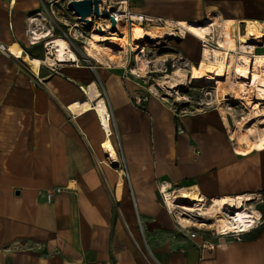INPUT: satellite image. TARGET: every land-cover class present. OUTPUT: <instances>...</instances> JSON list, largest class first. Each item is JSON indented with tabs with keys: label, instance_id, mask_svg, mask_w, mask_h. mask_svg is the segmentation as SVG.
Returning a JSON list of instances; mask_svg holds the SVG:
<instances>
[{
	"label": "crops",
	"instance_id": "0c3cea01",
	"mask_svg": "<svg viewBox=\"0 0 264 264\" xmlns=\"http://www.w3.org/2000/svg\"><path fill=\"white\" fill-rule=\"evenodd\" d=\"M55 3L0 0V264H264V222L240 239L191 237L162 190L197 189L206 201L263 196L264 148L240 152L217 108L178 111L138 89L129 49L107 64L89 56L93 66L48 62L55 26L46 16L56 24ZM128 3L190 53L197 44L200 52V37L179 22L233 19L244 33L246 20L264 24V0ZM212 30L216 38L217 24ZM14 43L40 66L12 52ZM136 94L148 98L138 104ZM100 98L111 112L109 135L95 110L71 108ZM108 136L117 163L103 150ZM56 187L63 190L49 201Z\"/></svg>",
	"mask_w": 264,
	"mask_h": 264
},
{
	"label": "bare ground",
	"instance_id": "6f19581e",
	"mask_svg": "<svg viewBox=\"0 0 264 264\" xmlns=\"http://www.w3.org/2000/svg\"><path fill=\"white\" fill-rule=\"evenodd\" d=\"M133 18L140 19L138 14H133ZM245 22L246 33L239 34L234 33L236 21L233 19H224L215 23H211L209 20L204 23L179 22L183 33L189 32L200 38H207L208 34L213 32V26L217 24L219 46L205 45L204 49L201 46L197 64H191L188 72L176 68L169 76L172 80L171 88L182 86L185 82L196 85L208 84L214 87V101L218 104L217 109L230 128L240 152L264 148V106L262 107L264 104V52L254 51L257 46L252 43L264 41V24L255 20H246ZM143 24L141 22L130 24L119 20L117 31L109 32V27L102 19L98 25L102 31L93 30L91 35L87 36L84 53L98 63L107 64L115 58H119V61L123 60L122 56L117 57L114 53L115 48H118L120 52L129 49L134 52L137 60V66L132 71L135 73H138L139 70L146 71L150 67L151 61L144 54L142 47L146 41L145 35L150 34L153 39L160 40L166 35L174 33L159 27L147 29ZM50 34L49 31L44 34L40 33V35L36 33V38ZM48 44L51 47V53L46 60L50 63L59 60L77 61L80 59L70 47L69 41L62 36H52ZM11 50L16 55H25L35 67L40 66L43 62L41 58L25 53L17 43L11 45ZM234 50H239V53L235 54ZM254 54L255 56L252 57L251 55ZM232 84H234V88L229 87ZM229 89L233 90L232 94L229 93ZM96 94H99L97 87L94 91L89 92L91 98H95ZM227 101H239L245 107L247 114L238 118L229 110L231 107L227 105ZM71 108L75 111L83 110V112L90 109L95 110L99 114L105 130L110 134V120L107 116L109 110L103 98L98 99L95 105H92L90 100H85L73 103ZM250 124L252 126H249ZM102 146L111 161L117 163L119 157L109 136ZM168 186L169 184L162 186L167 205L170 208L181 209L177 210L176 217L184 228L195 224L207 226L208 222H211L208 226H212L221 234L230 229L246 228L249 221L251 224L262 213L254 205L248 206L249 204L245 203V200H252L253 197L250 196L215 198L208 204L197 189L181 188L180 193H174L168 189ZM192 211L198 212V218L193 217Z\"/></svg>",
	"mask_w": 264,
	"mask_h": 264
},
{
	"label": "rangeland",
	"instance_id": "374dc122",
	"mask_svg": "<svg viewBox=\"0 0 264 264\" xmlns=\"http://www.w3.org/2000/svg\"><path fill=\"white\" fill-rule=\"evenodd\" d=\"M54 11L49 9L51 15L56 20L54 24L50 16H46V21L52 23L55 26V31L52 33L53 36H62L69 41L70 46L74 47L77 51V54L80 58L84 55V48L86 44L87 36L91 35L93 30L100 31L96 26L97 22L99 23L102 19H94L93 24H88L86 21H80L77 16L73 14V11L68 9L69 0H55ZM51 2L48 3V7L51 5ZM117 6V4H114ZM51 8V7H49ZM47 11V10H46ZM77 24V25H76ZM76 25V26H74ZM145 28H152L154 24L144 23ZM161 25V24H157ZM75 29L72 30V28ZM66 34H65V32ZM116 32V31H115ZM235 34L244 33L240 29L234 30ZM215 34V33H214ZM175 36V37H174ZM216 38H219L217 33ZM176 34L171 37L167 35L160 40L153 39L152 42L145 41L142 44L145 54L149 59H152L150 67L146 71H138V73H133L135 78L139 81L138 89L140 90H149L158 96H161L169 104H172L178 111H197L206 108H217L218 104L214 101L215 98V89L212 85H196L185 82L184 85L171 88V78L169 77L176 68H180L184 72H188L191 64H197L200 58L199 45L193 48V52L190 53L188 49L186 50L181 47L180 42L177 40ZM255 46L254 51L262 52V47L264 43L252 42ZM259 45V46H258ZM118 48H115L113 51L116 53ZM86 55V54H85ZM85 63V62H84ZM134 67L137 66V62L134 63ZM234 88V84L231 86ZM229 93L232 94L233 90L229 89ZM227 105L231 108L229 109L233 112L238 118H242L247 114L245 107L239 101H227ZM264 104L262 105V107ZM249 126H252L250 124ZM180 193V191L178 192ZM207 201L206 203H210ZM181 204L183 202H176ZM249 205L252 204L258 208L264 218V195L255 196L252 200L247 202ZM167 204V203H166ZM177 210L180 208H171L173 215L177 218ZM191 214L193 217L198 218V212L192 211ZM200 218V217H199ZM211 222H208V225ZM177 225L181 228L180 223L177 221ZM201 226L193 225L188 227L189 230H194L203 237L212 236L215 233V230L212 226ZM182 233V231H181Z\"/></svg>",
	"mask_w": 264,
	"mask_h": 264
},
{
	"label": "built area",
	"instance_id": "2783aa9c",
	"mask_svg": "<svg viewBox=\"0 0 264 264\" xmlns=\"http://www.w3.org/2000/svg\"><path fill=\"white\" fill-rule=\"evenodd\" d=\"M103 2L102 3H100V11L102 12V10L104 9V8H108L110 11H111V13L116 17V19H117V28H118V21L120 20V21H123V22H126V23H130V24H132L133 22H141V23H145V22H147L148 20H147V18L144 16V15H142V14H139V17H140V19H138V20H135L134 18H133V14H135L132 10H131V8H130V6H129V3H128V0H119V1H117V2H115L116 4H117V6H115L114 4V0H102ZM88 18H90V19H92V17L91 16H89ZM103 19V21L106 23V25L109 27L108 28V31L109 32H113L112 31V23H111V20H110V18H106V17H96V16H94V18H93V22H94V19ZM202 23H204V22H202ZM212 23V22H211ZM97 25H99V23L97 22ZM98 26H96V28H97ZM98 29V28H97ZM99 30H100V28H99ZM100 31H102V30H100ZM117 31V30H116ZM65 32V31H64ZM214 32V31H213ZM213 32L212 33H210V34H208V36H207V38H200V40H201V46H202V49H204V46L205 45H209V46H219V42H218V39L217 38H213ZM65 34H66V32H65ZM249 44V43H248ZM75 52H76V49L74 48V47H72V46H70ZM1 48H4V46L3 45H1ZM234 53L235 54H238L239 53V50H234ZM252 57L253 56H255V54L254 55H251ZM85 62V63H87V64H89V65H91V66H93V63H91V60L89 59V57H87V56H84V57H82V59H78L77 61H75L76 63H78V64H80V63H82V62ZM83 62V63H84ZM82 63V64H83ZM151 93V92H150ZM148 98V94H136L135 95V101H136V103H138V104H140V103H142L143 101H145L146 99ZM107 116L109 117V120L111 119V112L109 111V113L107 114ZM111 133V132H110ZM107 134H108V132H107ZM109 135V134H108ZM63 190V188L62 187H56L54 190H51V191H49V192H47V194H46V196H47V199L49 200V201H51L52 199H53V196H54V194H55V192H61ZM164 194V193H163ZM212 200H214V199H212ZM164 201L166 202V196H165V194H164ZM249 200H245V203L246 202H248ZM167 203V202H166ZM248 206H250V205H248ZM246 207V206H245ZM244 207V208H245ZM232 211V210H231ZM237 214V213H236ZM255 221L254 222H252L251 224H250V221L248 222L249 224H248V226L245 228V227H240V228H236V229H230V230H228L227 232H224V233H221V234H223V235H229V236H233L234 238H237V239H240L241 237H242V235L244 234V233H246V232H249V231H251V230H253V229H255V228H257L259 225H261L263 222H264V218H263V215H262V213H261V215L259 216V217H256L255 219H254ZM180 226H181V229H183V230H185V231H187L189 234H190V236L191 237H196V235H197V232L196 231H194V230H189V228L188 227H186V228H184L181 224H180ZM215 230V229H214ZM215 233H217V234H220V233H218L217 232V230H215ZM205 245H206V243H204ZM203 244V245H204Z\"/></svg>",
	"mask_w": 264,
	"mask_h": 264
},
{
	"label": "water",
	"instance_id": "95a60500",
	"mask_svg": "<svg viewBox=\"0 0 264 264\" xmlns=\"http://www.w3.org/2000/svg\"><path fill=\"white\" fill-rule=\"evenodd\" d=\"M102 2V0H69L68 9L73 11V14L80 21H86L88 24H93L94 16L110 18L112 31L115 32L117 30V19L108 8H104L102 12L100 11V3ZM89 16L92 19L88 18ZM145 38L148 42L153 41L150 34H146Z\"/></svg>",
	"mask_w": 264,
	"mask_h": 264
}]
</instances>
